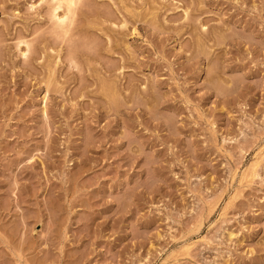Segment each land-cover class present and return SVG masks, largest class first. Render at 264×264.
I'll return each instance as SVG.
<instances>
[{"label": "rangeland", "instance_id": "1", "mask_svg": "<svg viewBox=\"0 0 264 264\" xmlns=\"http://www.w3.org/2000/svg\"><path fill=\"white\" fill-rule=\"evenodd\" d=\"M52 6L0 0V264H264V0Z\"/></svg>", "mask_w": 264, "mask_h": 264}, {"label": "bare ground", "instance_id": "2", "mask_svg": "<svg viewBox=\"0 0 264 264\" xmlns=\"http://www.w3.org/2000/svg\"><path fill=\"white\" fill-rule=\"evenodd\" d=\"M50 1L55 5V6H52L53 10L51 9L52 10L51 12L53 13L52 15H53V18L55 19V22H56L55 26L57 25L56 29L58 30V33L59 34L61 33V32H59L60 29L63 31L69 30L68 25H70L71 24L70 22L74 19V13L76 12V6H77L79 0H50ZM60 11H62V12L60 13ZM122 26H124V25H122ZM56 33H57V31H56ZM62 33H64V32H62ZM62 35H64V34H62ZM25 43H27V42H25ZM27 46L29 47V43H27Z\"/></svg>", "mask_w": 264, "mask_h": 264}]
</instances>
